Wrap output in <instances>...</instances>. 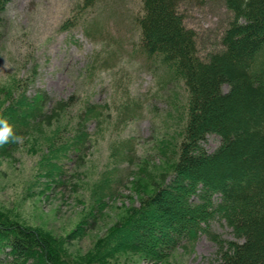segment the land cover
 <instances>
[{"label":"trees","instance_id":"obj_1","mask_svg":"<svg viewBox=\"0 0 264 264\" xmlns=\"http://www.w3.org/2000/svg\"><path fill=\"white\" fill-rule=\"evenodd\" d=\"M207 1L222 4L228 16L215 41L203 49L180 7ZM8 2L0 0V18ZM115 3L80 0L77 22L90 42L122 45L111 31V23L122 24ZM135 7L127 18L138 34L140 56L163 70L165 86L179 81L184 90L181 102L171 97L176 128L157 143L169 161L159 166L163 174L150 179L149 188L143 181L136 186L137 206L124 208L94 243L90 258H79L96 264L129 251L164 260L203 235L215 246L216 264H264V0H138ZM13 89L12 83L4 90L0 116L23 136L50 99L44 92L13 94ZM90 115L83 112L80 127L58 147L54 134L46 137L50 149L44 159L50 158L51 172L58 175L63 168L52 160H63L88 143ZM209 135L218 138L212 151L203 146ZM14 145L0 148V156ZM146 169L142 166L143 174ZM109 183L108 178L106 194ZM212 222L224 224L230 238L214 231ZM64 251L60 237L0 212V264H83Z\"/></svg>","mask_w":264,"mask_h":264},{"label":"rangeland","instance_id":"obj_2","mask_svg":"<svg viewBox=\"0 0 264 264\" xmlns=\"http://www.w3.org/2000/svg\"><path fill=\"white\" fill-rule=\"evenodd\" d=\"M79 3L9 0L1 14L0 104L12 83L13 94L44 92L50 103L23 140L0 156V212L60 237L65 255L88 260L94 243L124 208L137 206L136 186L143 181L149 188L163 174L159 166L169 158L157 143L176 128L171 97L181 102L184 90L179 81L165 86L163 70L140 56L138 34L127 18L138 0H116L122 24L110 25L112 35L121 38L120 47L112 40L100 44L84 37L77 22ZM180 10L203 49L215 41L228 16L222 4L210 1ZM105 59L108 63L102 64ZM85 111L94 113L86 122L88 143L63 160H52L63 167L57 175L49 170L50 158L44 159L50 149L46 137L54 134L57 147L66 142ZM217 145L214 135L203 143L208 151ZM108 178L111 196L103 191ZM211 227L230 238L224 224L212 222ZM214 251V244L201 235L191 248L177 247L164 260L123 251L96 264H216Z\"/></svg>","mask_w":264,"mask_h":264},{"label":"clouds","instance_id":"obj_3","mask_svg":"<svg viewBox=\"0 0 264 264\" xmlns=\"http://www.w3.org/2000/svg\"><path fill=\"white\" fill-rule=\"evenodd\" d=\"M23 140L22 135H18L13 125L6 117L0 116V148L8 144H18Z\"/></svg>","mask_w":264,"mask_h":264}]
</instances>
